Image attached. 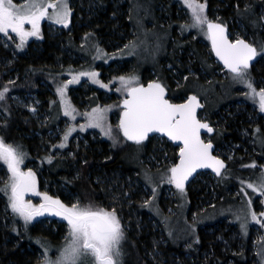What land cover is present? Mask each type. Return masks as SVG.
Segmentation results:
<instances>
[{
    "label": "rangeland",
    "instance_id": "obj_1",
    "mask_svg": "<svg viewBox=\"0 0 264 264\" xmlns=\"http://www.w3.org/2000/svg\"><path fill=\"white\" fill-rule=\"evenodd\" d=\"M79 1L81 11L89 14V7L84 5L91 0ZM126 1L110 0V3L121 6ZM15 2L22 3V0ZM67 2L72 9L74 0ZM238 2L236 6L230 7L229 0H206V15L210 20L225 24L230 39L243 38L256 46L259 52L264 47V5L257 9V20L247 13L248 24L237 19L236 9L240 5L249 9L254 2L261 4L264 0ZM128 7L132 37L127 39V43H117L110 50L90 33L78 40L73 38V30L67 29L72 13L67 26L43 19L41 36L29 37L22 48L17 47L20 43L17 34L11 31L0 33V47L10 53L0 56V64L10 84L19 79L20 73L14 67L16 61L23 57H33V53L41 54L45 43L56 46L50 62L44 64L38 61L34 68L37 77L39 74L45 75L55 85L53 90L46 82H42L43 92H48L45 100L35 92L22 93L9 88L15 109L25 113L36 127L26 135V138L35 141L36 147L32 152L22 143L21 146H14L25 154L21 167L24 170L31 168L36 173L39 192H47L66 204L79 201L81 205L92 204L109 210L115 208L125 232L120 264L130 260L129 238L142 235L146 238L143 240V253L152 264H180L179 260L182 259L170 251V244L186 250L195 249L200 244L201 230L208 235L214 234L216 243L222 248L219 257L225 261L215 264H241L235 256L246 264H264V217L260 216V213H264V194L247 186L249 183L258 185L261 177H264V111L260 109L258 99L253 100L245 95L249 91L247 86L235 82L232 74L216 61L211 50V40L203 30L183 27L192 23L190 10L183 4V0H129ZM77 18L79 23L76 24L81 26V20L85 22V15L78 14ZM119 27L118 24L113 34L122 37ZM69 41L70 45L67 44ZM130 41L135 42V47L126 48L125 45ZM190 48L199 50L203 58L200 60ZM257 59L251 74L259 90L264 88V53L258 54ZM93 71L98 73L99 81L108 85L107 88L89 76L79 75L73 79L78 73ZM133 74L145 86L153 80L163 83L168 97L174 96L177 103L185 102L191 95L203 100L205 107L200 119L211 123L216 129V134L207 140L211 139L218 146L217 155L228 160L230 166L219 177L201 173L190 183L189 189L181 193L174 184L167 181V170L178 163V148L175 147L176 152L166 139L160 137H153L147 143L131 141L132 146L128 151L134 156L135 153L139 154L135 170L140 175L133 170L129 178L124 176V183L115 174L107 175L106 179L97 177L96 183L101 185L99 190L103 191L101 199H85L83 203V199L71 193L57 178H53L49 167L59 165L56 164L59 159L75 161L78 154L100 146L101 143L106 144L107 152L115 153L116 156L127 154L123 149L129 143L118 128L126 93L117 91L121 85L116 77ZM66 83L64 100L76 109L73 113L75 119L65 114L64 102L57 92ZM19 88L21 91L25 87L20 85ZM97 106L107 109L106 124L111 125L112 136H106L101 128L88 124L87 113ZM3 122L4 116L0 113V133L3 131ZM69 127H74V130L65 143L64 134ZM61 143H64V147H60ZM48 156L52 157L51 162L46 159ZM32 158L37 162L30 163ZM93 166L91 164L90 169ZM156 170H163L159 183L154 178ZM94 173L95 170L90 171V174ZM9 175L6 164L0 161V189L8 182ZM155 177L161 179V172L155 174ZM190 193H194L193 198ZM25 198L34 204H39L43 199L37 193H27ZM249 198L251 209L257 213V220H252L248 214ZM0 218L1 231L8 232L1 236L5 244L21 248L23 241L29 242L31 239L36 249L28 250L39 264H43L44 255L52 259L59 255L69 233L67 221L53 213L37 216L25 226L23 218L11 210L8 193L4 191H0ZM245 219L246 231L241 228ZM30 225L41 234L30 233L29 228L25 237V228ZM60 229L62 233H59L57 241L43 233L57 234ZM129 233L132 234L130 237ZM148 242L149 246L146 245ZM210 242L214 241H209L205 247L209 252L213 251V243ZM198 250L201 252L200 247ZM202 254L205 256L208 252ZM174 257L178 259L177 263ZM185 258L190 263L194 260L187 254ZM78 264H94V259L85 255Z\"/></svg>",
    "mask_w": 264,
    "mask_h": 264
},
{
    "label": "snow or ice",
    "instance_id": "obj_2",
    "mask_svg": "<svg viewBox=\"0 0 264 264\" xmlns=\"http://www.w3.org/2000/svg\"><path fill=\"white\" fill-rule=\"evenodd\" d=\"M183 4L190 10L192 23L185 24L184 28H198L204 31L211 40L215 55L223 62L224 68L232 74L235 82L244 84L249 91L245 93L253 100L258 99L259 107L264 111V88L259 90L254 84L251 74L252 62L264 47L258 49L243 38L229 39L227 26L210 20L206 15L207 3L200 0H183ZM51 10V11H50ZM72 9L67 0H0V33L9 31L19 36L18 48L24 46L29 37L41 36V21L45 18L57 24L67 26L70 22ZM30 25V27H26ZM126 48L135 47V42L130 41ZM97 51H101L97 49ZM91 77L96 83L103 84L97 79V72L78 73ZM121 87L117 91H124L123 115L119 120L118 128L128 140L140 143L148 139L151 133L166 134L172 141L181 142L179 146V163L173 164L167 171V181L174 184L181 193L186 191V181L197 169L212 168L217 174L226 167L224 160L213 155L211 139L205 141L201 137V130L212 132V126L197 116V109L202 105L196 95H191L184 103H173L167 98V88L158 80L149 82L146 86L139 83L136 75H121L116 77ZM70 83V82H69ZM67 83L57 89L64 102L66 115L72 116L76 112L69 101L64 100ZM107 88V84H103ZM8 87L0 89V99L5 97ZM106 108L97 106L87 113L88 124L101 128L106 136H112L111 125L106 124ZM81 128L84 125H80ZM74 127H69L64 134L66 143ZM60 147H64L61 143ZM24 153L17 147L5 143L0 137V161H3L10 173L8 182L0 191L8 193L11 210L23 218L25 226L35 217L44 213H53L63 217L69 226L66 243L59 255L52 259L44 255L43 264H78L82 256L90 255L94 264H120L121 244L125 239V232L121 219L116 209L111 210L93 206L81 205L79 201L71 205L64 203L58 197H53L47 192H39L36 173L28 168L24 170ZM46 159L51 162L52 157ZM256 192L264 194V177L258 185L248 184ZM27 193H37L43 199L39 204H34L26 199ZM246 195V193H245ZM148 203V201H145ZM248 214L252 220L258 216L250 207L251 198L248 199ZM264 217V213H260ZM240 219V217H237ZM247 230V220L241 224ZM47 251V249H45Z\"/></svg>",
    "mask_w": 264,
    "mask_h": 264
},
{
    "label": "trees",
    "instance_id": "obj_3",
    "mask_svg": "<svg viewBox=\"0 0 264 264\" xmlns=\"http://www.w3.org/2000/svg\"><path fill=\"white\" fill-rule=\"evenodd\" d=\"M122 1L124 0H117V2ZM74 2L75 4H72V19L67 29L73 30L72 37L76 40H78L77 38L79 37L84 38L90 33L103 46L107 47L110 50L117 43H127L130 40L129 38L132 37L131 19L128 12L129 0L123 2L121 6H115V4H111L110 0H91L90 3L86 1L84 6L89 7L90 9L89 14L87 15L84 14L85 12H83V10L81 11L80 1L74 0ZM239 2L238 0H229L230 7H233L234 5L236 6L237 4H239ZM260 5H264V2H262L261 4L254 2L249 9H245L242 5H240L241 7L239 6L238 9H236V16L239 17L237 19H242L245 24H248L249 21L247 20V13H250L252 19L256 18L257 20V9L260 7ZM81 13L85 15V22L81 20V26H77V24L79 23L77 22V15ZM114 16H117V18H113ZM261 19L259 22V26L261 24ZM84 23L86 24L85 26ZM118 24L120 25L119 28L121 30L119 31L122 32V37H118L113 34V31L117 29ZM43 34L45 35V33ZM67 44L70 45V41L67 42ZM50 45L52 44L45 43L43 45V52H41V54L33 53V57H23L20 59V61L15 62L14 67L18 70V73H20V75L19 79L16 80V82H14L13 84L9 83L8 75L5 74V70L0 64V89H3L5 86L8 87V92L5 94V97L3 99H0V113L4 116V122L2 125L3 131L0 133V137L3 138L5 143L11 144L13 146H21L22 143L31 152L32 149L36 147V144L34 140L26 138V135L29 134L30 131L36 127L33 122L27 119L25 113L15 109L13 101L10 98L11 95L9 94V88H12L22 93H24L25 91L35 92L45 100V96L48 95V92H43L42 82H46V84H48V87H51L53 90L55 89V85L45 75L39 74L37 77L34 68L37 67L39 62H43L44 64L50 62L51 53L56 52V46L52 45L53 47H49ZM190 49L196 56H198L200 60L203 58V56L200 55L199 50L195 51L192 48ZM5 55H10V53L9 51L1 47L0 56ZM256 62L257 60L253 65L254 67L256 65ZM20 85L22 87H25L26 90L24 88V90L22 89L20 91ZM170 97L173 101L168 97L169 100L176 103L175 97ZM168 145H170V143H168ZM131 146L132 144L127 145L126 148L123 149L125 150V152H127V154L124 153L122 157H120L116 156L115 153L107 152L108 149L106 144L101 143L100 146L88 148V150L83 151V153L81 154H78L75 161L59 159V161L56 163L59 165L49 167V171L52 174L53 178H57L59 182L64 184L71 191V193H74L75 195H77V197L83 199L82 202L85 203V199L101 197V192L103 191L99 190L101 185L99 183H96L97 177H104V179H106L107 175L115 174V176L119 175V181L123 183L125 180L124 176L126 178H129L131 171L136 169V163L139 162V154L135 153L134 156L132 152L128 151ZM95 148H98V150H95ZM97 151H100V153H98ZM143 152H146L145 149L143 150ZM134 157L135 159L133 160ZM135 160L137 161L135 162ZM34 162H37V160H33L32 158L30 163ZM60 162L62 163L60 164ZM91 164L94 165L93 169H90ZM97 167H99L100 170H98ZM94 170L96 171V173L90 174V171ZM135 171L138 175H140L139 171ZM119 172L120 174H118ZM155 179L157 181L158 178L155 177ZM156 183L157 182H155V184ZM109 189L107 191H109ZM111 190L112 189H110V191ZM114 191L120 194L119 190L115 189ZM190 195L191 198H193L194 193H190ZM29 228L31 230L30 233H40L37 228H34L33 225H30L28 226V228H25V237H27L29 233ZM204 232L203 230H201L200 244L197 248H195L197 250H186L183 247H175L170 244V251L175 252L178 256V259H182L179 260L180 264H215L218 262L221 263L222 261H225L224 259L219 257L220 253L222 252V248L219 244L216 243V240L214 239V234L208 235L206 234V232ZM6 233L8 232L6 231ZM6 233H3L2 231L0 232V264H39L37 261L34 260L35 256H33L28 250V248H31L33 250L36 249V245L32 243L31 239H29V242L23 241L21 248H16L14 246L11 247L10 243L5 244L4 240L1 238V236H4ZM43 233L48 234L54 241H57L56 239L59 237V233H62V230L60 229L57 234H51V232L46 231ZM130 235L132 234L129 233V237ZM144 239H146L144 235L135 236L134 239L133 237L129 238V242L131 244V257L129 262H124L125 264H152L149 263L150 261L148 260V256L143 253V249L145 247V243L143 242ZM209 241H214L210 242L213 243V251L210 252L205 250V247L207 243H209ZM146 245L149 246L150 243L148 242V244ZM199 247L201 249V252H197L199 251ZM205 251L208 252V254L202 256V253H205ZM186 254L192 256V258L194 259L192 263H190L189 260L185 258ZM221 256L224 258L223 255ZM234 258L237 260L238 263L246 264L244 262H240L237 256H235ZM178 259H175L176 263ZM159 262L161 263V261Z\"/></svg>",
    "mask_w": 264,
    "mask_h": 264
},
{
    "label": "flooded vegetation",
    "instance_id": "obj_4",
    "mask_svg": "<svg viewBox=\"0 0 264 264\" xmlns=\"http://www.w3.org/2000/svg\"><path fill=\"white\" fill-rule=\"evenodd\" d=\"M211 50H212V48H211ZM254 69V66L252 65V68H251V73H252V70ZM169 98L171 99V97L169 96ZM172 100V99H171ZM173 101V100H172ZM202 113V112H201ZM209 123V122H208ZM210 125H211V123H209ZM212 126V125H211ZM212 128H213V130H214V132H213V135H211V136H204L203 138H204V140L205 141H207V138L208 137H213L215 134H216V129L212 126ZM157 134H159V133H152V134H150L149 135V137H148V139H146V140H144L145 141V143H147V141L148 140H153L152 138L153 137H160L159 135H157ZM161 139H164V138H162V137H160ZM128 140V139H127ZM165 140V139H164ZM128 143L129 144H131V140H128ZM168 143V142H167ZM128 144V145H129ZM215 146H216V150H215V153H214V155H216V156H218L217 155V150H218V146L215 144V143H213ZM171 145V144H170ZM172 147H173V150H175L176 152H177V148L175 149V147L173 146V145H171ZM171 147V148H172ZM221 158V157H220ZM224 159V158H223ZM226 162H227V165L228 166H230V162H228V160H226V159H224ZM178 163H179V157H178ZM159 172H161V179L159 178V177H157L158 179H157V182L159 181V180H162V174H163V170H156V172H155V174H157V173H159ZM201 173H211V174H214L215 176H217L214 172H195L192 176H190L189 178H188V180L186 181V184H185V187H186V189L188 190L189 189V185H190V183L191 182H193V181H195L197 178H198V176L201 174ZM155 174H154V176H155ZM219 177V176H218ZM155 178V177H154ZM159 183V182H158ZM149 261H150V259H148ZM149 263H151V262H149Z\"/></svg>",
    "mask_w": 264,
    "mask_h": 264
},
{
    "label": "water",
    "instance_id": "obj_5",
    "mask_svg": "<svg viewBox=\"0 0 264 264\" xmlns=\"http://www.w3.org/2000/svg\"><path fill=\"white\" fill-rule=\"evenodd\" d=\"M213 51H214V49H213ZM214 54H215V51H214ZM215 57H216V59L218 60V62L222 65V67L224 68V66H223V62L222 61H220L219 60V58L215 55ZM256 60V58H254V60H253V62H252V65H253V63H254V61ZM225 69V68H224ZM167 96H168V94H166ZM199 102H200V104H201V101H200V99H199ZM202 105V104H201ZM202 109V106L200 107V108H198L197 109V115H198V113H199V111ZM211 133H213V131L212 132H208L206 129H202L201 130V137H202V139H203V135L204 134H211ZM152 134V133H151ZM162 137H166L167 139H169L175 146H182V144H181V142H179V141H172L169 137H167L166 136V134H163V133H159ZM150 135V134H149ZM215 150H216V146L213 144V155H214V153H215ZM225 162V161H224ZM225 165H226V167L225 168H223L222 170H221V173L227 168V164H226V162H225ZM198 171H213L217 176H220L221 175V173L220 174H217L216 172H215V170L214 169H212V168H201V169H197L196 170V172H198ZM195 173V172H194ZM193 173V174H194ZM192 174V175H193Z\"/></svg>",
    "mask_w": 264,
    "mask_h": 264
},
{
    "label": "bare ground",
    "instance_id": "obj_6",
    "mask_svg": "<svg viewBox=\"0 0 264 264\" xmlns=\"http://www.w3.org/2000/svg\"><path fill=\"white\" fill-rule=\"evenodd\" d=\"M230 39V38H229ZM1 48V47H0ZM211 48H212V45H211ZM212 53H213V55H214V57H215V54H214V51H213V49H212ZM258 58V56L256 57V60H258L257 59ZM215 59H216V57H215ZM255 60V61H256ZM216 61L218 62V60L216 59ZM255 61H254V63H255ZM219 63V62H218ZM254 63H253V65H254ZM220 64V63H219ZM221 65V64H220ZM221 67H222V65H221ZM223 68V67H222ZM224 69V68H223ZM225 71H227L226 69H224ZM228 72V71H227ZM170 96V95H169ZM189 97V96H188ZM167 98H168V96H167ZM169 99V98H168ZM201 101V104H202V109L199 111V113H198V118H200V114H201V112L204 110V104H203V100H200ZM173 103H175V102H173ZM177 103V102H176ZM184 103V102H183ZM123 108V107H122ZM122 115H123V113H122ZM122 117V116H121ZM250 129V128H249ZM213 132H214V130H213ZM157 135H159L160 137H162L160 134H157ZM211 135H213V133H211V134H204L203 135V137L204 136H211ZM126 140H127V138L126 137H124ZM162 138H164V139H166L171 145H173L174 147H177L178 148V150H179V146H175L169 139H167L166 137H162ZM204 139V138H203ZM128 141V140H127ZM213 143V142H212ZM178 157H179V155H178ZM222 160H224L223 158H221ZM225 161V160H224ZM226 162V161H225ZM226 164H227V162H226ZM227 167H228V165H227ZM199 172H211V171H198V173ZM213 172V171H212ZM223 173V172H222Z\"/></svg>",
    "mask_w": 264,
    "mask_h": 264
}]
</instances>
